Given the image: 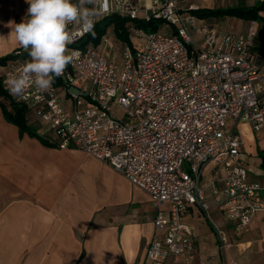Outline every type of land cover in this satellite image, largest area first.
I'll return each instance as SVG.
<instances>
[{
	"label": "built area",
	"instance_id": "built-area-1",
	"mask_svg": "<svg viewBox=\"0 0 264 264\" xmlns=\"http://www.w3.org/2000/svg\"><path fill=\"white\" fill-rule=\"evenodd\" d=\"M176 0H152L142 10L130 0H110L107 15L130 21H161L157 31L130 27L136 46L123 44L121 63L89 44L71 47L87 33L71 26L73 60L47 91L30 88L25 98L13 96L8 78L30 57L0 65L3 87L15 100L32 108L41 126L52 130L47 143L57 149L75 148L108 164L145 192L156 211L159 233L146 251L152 264H191L196 234L183 222L192 206L206 212V190L232 223L234 237L250 228L264 212V184L251 181L242 159L238 123L254 132L264 128V54L257 49V21L243 31L199 24ZM145 11L143 17L139 13ZM264 15V13L262 14ZM199 29L203 47L196 44ZM108 44V37L101 38ZM84 83L88 90L77 85ZM63 93L68 103L61 101ZM234 125L227 131V121ZM47 129V128H45ZM220 176L200 186L207 165ZM222 250L229 235L216 229ZM232 264H235L234 262Z\"/></svg>",
	"mask_w": 264,
	"mask_h": 264
},
{
	"label": "crops",
	"instance_id": "crops-1",
	"mask_svg": "<svg viewBox=\"0 0 264 264\" xmlns=\"http://www.w3.org/2000/svg\"><path fill=\"white\" fill-rule=\"evenodd\" d=\"M130 1L142 10L152 2ZM28 7L26 0H0V57L21 48L14 28ZM103 36L116 50L108 57L117 60L124 43L116 39L112 26ZM107 45L100 40L93 46L105 54ZM256 46L264 54V43ZM235 132L243 139L248 178L264 184V128L254 132L238 123ZM249 155L256 158V168L249 165ZM217 173L214 165H207L204 186L219 177ZM205 201L208 211L192 206L183 218L196 234L195 253L206 246L198 236L203 219L210 226L204 229L206 241L217 242L216 229L232 234V223L208 189ZM155 215L150 197L108 164L75 148L57 149L20 134L0 107V264H152L146 251L159 235ZM250 230L264 232V212L253 217Z\"/></svg>",
	"mask_w": 264,
	"mask_h": 264
},
{
	"label": "clouds",
	"instance_id": "clouds-1",
	"mask_svg": "<svg viewBox=\"0 0 264 264\" xmlns=\"http://www.w3.org/2000/svg\"><path fill=\"white\" fill-rule=\"evenodd\" d=\"M26 17L15 25V39L28 52L30 60L8 78L13 96L24 99L30 88L41 92L51 88L54 78L64 74L75 52L70 27L79 33L91 32L98 18L110 12V0H26Z\"/></svg>",
	"mask_w": 264,
	"mask_h": 264
},
{
	"label": "rangeland",
	"instance_id": "rangeland-1",
	"mask_svg": "<svg viewBox=\"0 0 264 264\" xmlns=\"http://www.w3.org/2000/svg\"><path fill=\"white\" fill-rule=\"evenodd\" d=\"M178 3V7L185 11L191 6L196 7H206V8H228V7H236V6H253L257 2L261 0H176ZM137 5V4H136ZM264 11L261 12L263 14ZM140 15L143 14L139 13ZM192 14V13H191ZM193 15V14H192ZM144 16V15H143ZM141 16V17H143ZM195 20L198 21L199 24H202L205 20L210 21L212 18H199L196 15H193ZM212 20L216 21L215 18ZM247 21H233L232 18H223L219 19V22L214 23L220 29L226 30H235L237 32H241L245 29ZM193 38L194 42L201 47H203V42L201 40L199 29L193 30ZM130 41L133 45H137L138 39L131 37ZM256 42L264 43V15H262L261 19L257 22V38ZM115 52V53H114ZM105 54L107 56H114L116 54V50L114 49L113 43L110 41L106 47ZM114 54V55H112ZM118 63H121V57L118 55ZM77 85L81 88H85L88 90V87L82 83L78 82ZM62 103H68L65 95L63 93L59 94ZM234 123L232 120L227 121L226 129L227 131L231 130ZM48 128V125L45 124L42 126V129ZM42 129L38 132L41 133ZM235 129V128H234ZM248 151V150H246ZM248 154H246V159ZM256 158L254 155H249V165L253 168H256V162L254 161ZM221 171H218L216 176H220ZM211 174V171H210ZM204 174L202 175V179L200 181V186H204ZM202 231H198L199 243L204 242L206 244L205 247L199 248V250L194 254V257L191 261V264H264V232L260 231H248L249 233H243L241 237H234L233 234L229 235V246L226 250L221 249V245L215 241H206L204 234L210 228L208 221L205 222L203 219L200 222ZM207 229V230H204ZM205 233H204V231ZM209 231V230H208ZM247 241H249L247 243Z\"/></svg>",
	"mask_w": 264,
	"mask_h": 264
},
{
	"label": "trees",
	"instance_id": "trees-1",
	"mask_svg": "<svg viewBox=\"0 0 264 264\" xmlns=\"http://www.w3.org/2000/svg\"><path fill=\"white\" fill-rule=\"evenodd\" d=\"M264 11V0H261L253 6H236L228 8H202L191 11L193 15L199 18H215L216 21L210 20L212 24L219 22V19L233 18L240 21H257L261 19V12ZM112 26L114 35L117 40L131 46L130 41V27H135L146 32L157 31L161 26V21L154 19H136L128 20L119 15H111L104 18L102 21L95 23L91 32H88L78 43L71 45V47H85L89 44L98 45L102 36L106 33L108 27ZM24 50L22 47L16 49L14 52L0 57V65L5 64L8 60L17 57L16 52ZM29 57L27 51H23L21 58ZM54 84H57L54 78ZM0 107L6 121L18 127L20 134H28L32 137L39 138L43 143L48 145L47 138L50 137L51 129H42L39 120L33 114L32 108L26 107L18 103L15 98L3 87L0 79ZM42 129L41 133L38 131ZM50 146V145H49ZM216 235V230H215Z\"/></svg>",
	"mask_w": 264,
	"mask_h": 264
}]
</instances>
